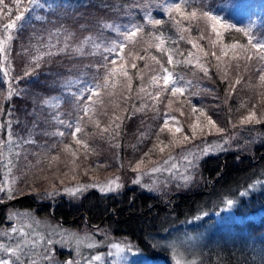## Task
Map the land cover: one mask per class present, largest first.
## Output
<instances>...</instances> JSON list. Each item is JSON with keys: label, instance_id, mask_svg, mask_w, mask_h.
I'll return each mask as SVG.
<instances>
[{"label": "trees", "instance_id": "obj_1", "mask_svg": "<svg viewBox=\"0 0 264 264\" xmlns=\"http://www.w3.org/2000/svg\"><path fill=\"white\" fill-rule=\"evenodd\" d=\"M234 1L186 0L185 7L182 0H40L43 7H36L29 0H20L19 6L4 0L0 38L9 35L4 26L16 15L32 10L17 22L13 39L0 52V183L15 179L11 194L8 184L0 191V228L10 212L31 210L69 228H103L115 237H130L148 257L160 261L156 263L172 264L161 247L165 238L198 215L211 220L232 201L238 215H261L207 233L196 264H264V139L242 150L204 156L198 171L202 187L171 188L164 199L129 185L116 193L91 189L49 200L39 197L38 190L30 193L65 177L82 180L87 167L94 170L102 161L107 168L128 167L157 138L168 106L188 116L204 108L232 133L239 129L234 127L239 115L264 107V53L249 45L250 37L252 43L264 37V17L259 26L248 27L237 15L240 11L225 10L224 4L233 6ZM175 3H181V12L172 8ZM193 10L196 18L190 17ZM205 12L226 26L219 36ZM133 26L140 32L125 40L123 33ZM120 42L123 50H105ZM161 66L191 86L173 95L163 84ZM112 67L128 72L131 88L122 75L110 77L108 87H95L103 85ZM153 76L158 78L155 84ZM86 88L98 94L89 99ZM77 124L82 131L73 135ZM259 129L264 131V122ZM73 167L79 170L72 173Z\"/></svg>", "mask_w": 264, "mask_h": 264}, {"label": "rangeland", "instance_id": "obj_2", "mask_svg": "<svg viewBox=\"0 0 264 264\" xmlns=\"http://www.w3.org/2000/svg\"><path fill=\"white\" fill-rule=\"evenodd\" d=\"M224 8L226 11L229 9L233 14L240 11L237 15L242 16L241 20L250 28L259 26L258 23L263 21L264 0H237L233 6L224 4ZM221 29L223 28L217 27L219 33ZM260 43L264 44V37ZM173 79L177 82L176 86L182 87L184 91L187 86H191V82L181 75H173ZM170 110L168 106L162 126L167 119L171 131L165 129L160 133L159 139L156 138L139 159L128 162V167L122 170L115 167L116 165L107 168L106 163L102 161L99 164L100 167L96 165L94 170L87 167L82 173L84 176L82 180L79 176L65 177L49 184H43L40 189L31 188L30 193L35 194L38 190L39 197L49 200L50 196L55 195L65 197L83 195L91 189L104 194L116 193L129 185V187H140L145 193L164 199L173 192L171 188L190 190V188L202 187L203 180H200L198 171L199 163L204 156L225 150H242L247 144L252 143L253 145L264 139V131L259 129V123L248 125L239 123L241 117L248 115L249 110H254L256 118L264 122L262 105L247 109L237 117L234 127L238 126L239 129L235 133L228 131V128L222 126L213 113H209L204 108H197L195 114L191 113V116L186 115L183 110L178 113ZM209 116L218 128L223 129L222 132L217 131L216 128L209 130L206 126ZM55 119H59V113L55 115ZM193 124L197 125L198 134L195 138H192L191 125ZM176 128H180L181 131L175 132ZM201 128H203V134L200 133ZM185 136L188 140L183 144L175 146L170 144L174 138L182 140ZM154 144H159L160 147L168 144L169 147L165 148L163 153L158 148L150 151ZM145 153L148 155L146 156ZM141 158H143V163L140 169L134 171ZM152 168L157 170L153 172ZM78 170L73 167L71 172ZM57 176L60 177V175ZM10 180L13 182L15 179L11 177ZM110 181L114 190H108ZM12 182L9 178H4L0 183L2 184L0 188L7 189L8 185L12 187ZM193 182V186H189ZM116 184L119 187H116ZM66 188L72 191L65 192ZM78 188L81 190L72 194ZM234 207V202L227 203L212 214L211 220L206 221L203 215H198L178 226L161 245L169 252L170 262L172 264H196L198 249L207 233L219 226L244 222L261 215L259 212L241 216L235 212ZM6 222V225L0 228V245L15 247L17 243L22 244L27 241L24 248L25 255L20 256L22 264H158L160 262L158 259L148 257L130 237H115L103 228H97L95 231L77 230L64 224L54 223L49 218L40 217L31 210H14L9 213ZM13 228L17 231L13 232ZM114 245H119V249ZM61 250H65V253L61 254L59 252ZM0 259L13 262L16 257L0 248Z\"/></svg>", "mask_w": 264, "mask_h": 264}, {"label": "snow or ice", "instance_id": "obj_3", "mask_svg": "<svg viewBox=\"0 0 264 264\" xmlns=\"http://www.w3.org/2000/svg\"><path fill=\"white\" fill-rule=\"evenodd\" d=\"M182 2L185 4V7H187V3H186V0H182ZM29 3L36 6V7H43V5L40 3V0H29ZM15 4L17 6H19L20 4V0H15ZM4 5V0H0V6H3ZM172 8L175 9L176 12H181V3H175L174 5H172ZM32 9H25L24 12H21L19 15H16L15 17V20L8 23L7 25L4 26V29H5V32H8L9 35L3 37V38H0V52H4L6 47H7V44L8 42L13 39V37L11 36V30L15 29L17 27V22L23 20L25 18V12H30ZM190 17L191 18H196L197 17V12L195 10H193L191 13H190ZM203 17L209 19L212 21V29L214 32H216L217 36L220 35V33L217 31V27H226L222 22H221V19L218 17V16H215V15H211L210 13H203ZM154 23L156 24H159L160 21L159 20H156L154 21ZM227 27H233L231 25H228ZM238 31H242L244 32L245 30L244 29H239ZM140 32V28L139 26H133V29H129L127 30L124 34L125 36V40H129L133 37H135L138 33ZM245 35H248L247 32H245ZM164 41H161V44H163ZM249 45L251 46L252 49H257L259 50L261 53H264V44H261V43H252V40H251V37L249 38ZM115 47H118L120 50H123L124 47H125V44L123 42H120L118 45H113V47L111 48H107L105 49L106 51L108 52H112L114 50ZM157 48L160 47V45H156ZM232 48H237V47H241L242 46H239V45H236V44H233L231 45ZM162 50V49H161ZM226 54V53H225ZM205 55H207V53H205ZM213 55H215V53H213ZM107 59V58H106ZM140 59H143V57H140ZM153 59H155V57H153ZM216 59L219 61L220 60V57L217 56ZM246 59H251V57H246ZM261 59H264V55L261 56ZM167 62L169 65L173 64V57L172 55H169L168 58H167ZM190 63V62H189ZM111 64L112 65H115L116 64V60L113 59L111 60ZM37 67H39V65L37 64ZM132 67L135 68L136 67V64L133 63L132 64ZM217 67L219 68V65H217ZM161 73H162V80H163V84L166 86V87H169L170 86V91L173 93V95L177 94V93H183L184 89L182 87H178L176 86L177 82L173 79V73L172 72H169L167 68H164L163 66H161ZM30 73H26V75H29ZM118 75H122L123 77H126L128 78L129 80V84H128V87L131 88V83H130V80L131 78L128 77V72L123 68H115V67H112L110 68L107 72H106V75L104 77V83L103 85H95V87L99 88V87H108V84H109V78L110 77H115V76H118ZM225 79L227 78V76L225 75L224 77ZM260 80L262 82H264V73H262L260 75ZM151 82L153 84L157 83L158 82V78L156 76H153L152 77V80ZM240 81L237 80L236 83H239ZM234 85H231L230 84V88H233ZM86 91H88L90 93V96H89V99L91 98V95H97L98 93L94 92L93 89H89V88H86L85 89ZM143 91V89H141ZM11 95V92L9 93ZM156 96L159 97V92L156 93ZM84 112L87 114V112L89 111L88 108H84L83 109ZM193 111H195V109H193ZM262 118H264V113H262ZM261 121L259 119L256 118V112L254 110H249V113L247 116H243L241 117L239 123L241 125H248V124H253V123H260ZM71 127V125H69ZM207 127H209V130L211 128H216L217 131H220L222 132L223 129L221 128H218L216 126V123L215 121L212 120V118L209 116L207 117ZM118 127V125H117ZM191 128H192V138H195L196 135L198 134L197 133V125L196 124H193L191 125ZM165 129H168L169 131H171V129L169 128V125H168V120L165 119L164 121V124L163 126L160 128L159 132L157 133V139H159V135L160 133L164 132ZM82 129L81 127L79 126V124H77V126L75 127V131L73 133V135H75L76 133H79L81 132ZM181 129L180 128H176L175 129V132H180ZM200 133L203 134V128L200 129ZM60 135H63V133H60ZM186 140H188V137L185 136L182 140H176L175 138L170 141V144L172 145H180V144H183ZM9 142H12L11 139ZM14 143V142H13ZM83 143L84 144V147L87 148V144L81 140H77V144H81ZM162 143V142H161ZM67 147V146H66ZM169 145L168 144H165L163 147H160L159 144H154L153 145V149H150V151H153L155 149H159V151L161 153H163L165 151V148H168ZM17 155H19V153H17ZM145 155L147 156L148 153H145ZM171 158V157H169ZM55 159V158H54ZM185 159H187V157H185ZM143 163V158H141V161L137 162L136 164V168L134 169L135 170H138L140 169L141 167V164ZM9 165H11V161L9 160ZM11 170V168H9V171ZM157 169L156 168H152L151 171L155 172ZM118 179V178H117ZM15 181H13L14 183ZM111 184L112 182L110 181L109 182V188L108 190H114L112 187H111ZM116 187H119L118 184H116ZM4 189L0 188V191H2ZM81 189H76L75 192H72V194H76V192H79ZM104 190V189H102ZM7 191L9 192V194H11V192L13 191V189L11 187H9L7 189ZM65 192H71L72 190L70 189H65L64 190ZM229 204L232 203V201H228ZM13 232L17 231L15 228L12 229ZM27 244V241H24L22 244L21 243H17L15 247H4V245H0V248H3V250L9 254H11L12 256L16 257V260L13 261V262H10L9 260H5V259H0V264H22V262L20 261V256L21 255H25V251H24V248ZM114 247L118 248L119 249V245H114ZM96 259H99V257H96Z\"/></svg>", "mask_w": 264, "mask_h": 264}]
</instances>
